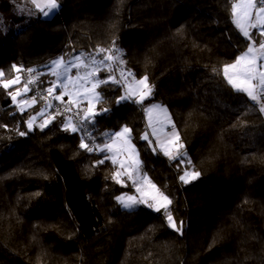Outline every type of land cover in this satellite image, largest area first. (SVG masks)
<instances>
[{
    "label": "trees",
    "instance_id": "1",
    "mask_svg": "<svg viewBox=\"0 0 264 264\" xmlns=\"http://www.w3.org/2000/svg\"><path fill=\"white\" fill-rule=\"evenodd\" d=\"M235 1L58 0L45 17L31 0H0V81L21 73L18 86L32 76L31 94L45 91L54 60L81 54L99 62L101 48L125 62L108 61L117 79L129 71L148 76L152 93L142 104L117 103L122 83L98 87L95 126L84 122L91 139L83 142L104 144L131 128L145 172L172 197L177 226L183 221L181 234L165 210L126 208L117 198L134 193L133 182L116 177L119 166L107 153L79 147L85 133L64 130L69 117L75 122L70 113L29 130L39 106L20 111L9 95L17 85L0 87V264H264V135L237 148L196 81L264 41L257 28L251 41L243 35ZM109 74L101 67L99 78ZM154 103L169 109L186 155L170 158L142 139L145 109ZM262 119L260 112L244 117ZM185 170L200 176L186 184L179 180Z\"/></svg>",
    "mask_w": 264,
    "mask_h": 264
},
{
    "label": "snow or ice",
    "instance_id": "2",
    "mask_svg": "<svg viewBox=\"0 0 264 264\" xmlns=\"http://www.w3.org/2000/svg\"><path fill=\"white\" fill-rule=\"evenodd\" d=\"M31 3L34 5L36 9L39 10L40 13L43 14V16L47 17L50 14H53L56 10L59 8L58 0H31ZM261 6L257 9V15H256V23H249L250 27H257L260 29L259 34L264 36V23L260 22V14H264V0H260ZM256 8L255 0H238V2L234 3L232 5V13L235 22L238 24V26L241 27L243 30V35L245 37H248V39L251 41V36L249 35V32L247 29L244 28L243 24L241 23V20H252V12L251 9ZM115 43V42H113ZM255 41H252L247 50L236 58L234 63L225 65L223 68V74L228 79V83L232 85V87L238 91L245 93L252 101L259 102L261 100V97H264V41H261L259 44V47L257 48L255 46ZM116 52H119V49H115ZM100 53H106V55H102L99 62L96 61L95 57H90L91 62L93 65L99 64L100 67H92L91 70H87L89 68V65L84 63L82 57L77 56L71 60H68L65 62L64 57H59L57 60L52 62L53 70L51 74L56 77L55 80L50 82V85L48 88L45 89V96H42L41 99L48 101V98L51 97L55 101H59L61 103H67L69 107H66L64 109L65 112H71L73 108L72 105H75L77 108L76 115L79 117V126L74 124L72 122V118L69 117L67 123L64 125L65 131H71V132H78L82 131L85 134L81 137V144L79 145L80 148L87 149L88 151H93L95 149L89 147L88 144L84 143L83 141L85 139H91V134L87 132L86 125L84 124V121H88L90 124L94 125L95 116L98 114L94 108L92 107V100L88 99L89 96L92 97V99H95L99 102L100 94L95 91L97 87H99L101 84H107L109 82L114 84H121L122 80L127 81V77L124 76V73L121 72V78L117 79V77L112 73V66L110 64H107L108 61H118L119 64L125 63L120 57L113 55L112 49H99L98 54ZM63 66L64 70L63 72L58 71L59 68ZM101 67L109 72L110 74L104 78H99V72L101 70ZM13 68L19 72L20 69L16 68L14 65ZM75 68L77 70L75 76L71 75L72 69ZM84 68L86 71H84L83 74H81L80 69ZM233 70L231 74H229V70ZM29 72L35 71L34 69H29ZM133 74L129 71L128 76H132ZM4 76V72L0 70V77ZM75 82H80V88L83 89L80 96L77 99L70 98L68 101H64V96L69 95L72 96V93L68 92V86L69 84H74ZM20 83L19 76L15 77L14 79H8L0 81V87H3L4 89H8L12 87L14 84ZM35 83V80H29L26 83H24L23 88H17L15 89L14 93H9L10 96H12L13 100H16V95H24L28 93L31 89L29 88V84ZM134 84L136 85L135 88L129 86L125 88V94L121 95L119 97L120 101H127L132 100L134 103H143V101L152 93L153 86L149 84L148 82V76L144 75L139 80H134ZM59 87L61 89L60 94H55L56 89ZM90 88V90H89ZM78 100H87L88 107H85L81 109L79 107ZM37 103L36 97L33 96L29 99H24L20 101V111H24L23 105H27L28 107H31ZM48 107L51 108L52 104L48 103ZM159 106L154 105L153 108H158ZM260 110L264 111V103L260 104ZM102 112H106L107 109H101ZM151 112V109L149 110ZM61 114L59 110L57 109L55 114H52L49 118H46L43 123H41L39 126L41 128L45 127L47 123L50 122L51 119L55 118V115ZM40 115L43 116L44 112L41 111ZM36 116L33 115L26 123L27 128L29 130L32 129L33 123L36 120ZM6 127V125H4ZM132 129L124 126L120 131L111 133L109 135V139L111 140V143H105L103 148H101L99 145L96 146V149H99L100 151H106V152H112L113 151V145L119 141L120 147L116 148V152L120 151H129L131 150L132 155H138L135 153L134 145L131 144L132 140ZM20 135H25V132H20ZM155 134V132L153 133ZM115 137V139H113ZM174 137V139H173ZM142 139L148 140V133L146 132ZM180 137L179 134L174 131V125H173V131L171 136L167 138V142L169 144H174L176 147V155L184 156L186 153H180L179 149H182L184 145L182 143H179ZM165 155H169L170 158H175L173 154L169 151H165ZM107 158V157H106ZM113 162L116 163L114 157H112ZM100 163H103V160L100 161ZM181 163H183V160H181ZM191 163V161H189ZM133 164L136 165L138 168L139 161L135 160L133 161ZM121 168L124 167L123 164L120 165ZM129 167H132V165H129ZM135 170V169H134ZM125 174L128 175L129 179H132V174L130 172H125ZM116 177L118 178L121 173L118 171L115 173ZM200 176L199 171L195 170H185L183 175L179 176V180H181L184 183H190L191 180H194ZM118 182H120L118 180ZM133 183H136L135 180H133ZM150 183V181H148ZM153 188H156L154 184L151 185ZM140 189L137 188V191ZM157 194L152 196L153 201L156 202V204H159V207L156 208L157 211L160 210V208H164L165 215L168 220L169 226L175 229L177 232H181L182 234V228H183V221H180L179 227L177 226V223L175 219L173 218L171 211L169 210L168 206L172 203V201L169 199L167 195L164 194V192L160 191L159 189L156 190ZM125 207H131L134 203H147L146 200H139L137 201V198L135 196H128L125 198L124 196L117 198ZM155 204H149V207H154Z\"/></svg>",
    "mask_w": 264,
    "mask_h": 264
},
{
    "label": "rangeland",
    "instance_id": "3",
    "mask_svg": "<svg viewBox=\"0 0 264 264\" xmlns=\"http://www.w3.org/2000/svg\"><path fill=\"white\" fill-rule=\"evenodd\" d=\"M259 1L260 0H255V3H256V8L255 9H258L261 6L259 4ZM236 2H238V0H236L235 3ZM255 9H251V12L255 11ZM256 22H257L256 18H253L252 23H256ZM241 23L243 24L244 28H246L247 20H241ZM77 56L82 57L84 63L89 65V68L87 70H91L92 67H100L98 63H97V65H93L92 62H91V59H87L81 54L74 55L73 57H71L69 59H65L64 58L65 62H67L68 60H71V59H73V58H75ZM107 64H110V63L107 62ZM52 70H53V66H52ZM63 70H64L63 66H61V68L58 69V71H60V72H63ZM84 71H86V69H84V68L80 69L81 74H83ZM76 72H77V70L75 68H73L72 71H71V75L75 76ZM17 76H19L20 83H21V81L23 79L21 73H18L15 77H17ZM15 77H13L11 79H14ZM125 77H127V81H123L122 80V82H121L123 84L122 95L125 94V88H127L129 86L135 88L136 85L134 84V80H139L140 79V78H135L133 81H129L128 73L125 75ZM30 78H31V80H35L34 78H32V76H30ZM55 79H56V77L53 76V80H55ZM196 81H198L197 78H196ZM20 83H18V84H20ZM18 84H14V85H17L16 89L17 88H21L22 89L24 84L20 85V86H18ZM28 86H29L30 89L32 88L31 84H29ZM89 90H90V88H89ZM31 91L32 90H30L28 93H26L24 95H16L15 103L17 104L18 108L20 109V107H21L20 101H22L24 99H29L30 100V98L33 97V96L36 97L37 103H35L31 107H28L27 105H23L24 110L32 108L34 106H39V111L34 114L37 117L35 122L33 123V127H34V126H39L41 123L44 122V120L46 118H49L51 116V109L52 108L48 107V103H51L52 106H55V104H58L57 103L58 101H55L51 97L48 98V101H44L43 99H41L42 95H40V94L37 95V93L31 94ZM37 91H38V89H36L35 92H37ZM60 91H61V89L59 87H57L55 94H60ZM82 91H83V89L80 88V82H75L74 84H69L68 92L72 93V96L70 97L69 95H65L64 99L66 97H68V100L70 98L77 99L80 96ZM95 91L98 92V87L95 89ZM88 99H91L92 102H94V104H95L96 100L92 99L91 96H89ZM68 100L66 99V101H68ZM78 103H79V107H81V109H83L82 107H88L89 106L87 100H78ZM65 105H68V104L66 103ZM82 105H84V106H82ZM154 105L159 106V107L158 108H153ZM74 106L75 105H73V107ZM150 109H151V112H149ZM74 110H75V108H74ZM41 111L44 112L43 116L40 115ZM75 112H76V110H75ZM145 118H146V124H147L146 132L148 133V141L151 144V146L156 148V149H160L164 154H165V151H169V152H171L173 154V156H175L176 155V147H175V145L174 144H169L167 142V138H164V136H166V134L169 133V131H170L169 130V126L173 125L172 115H171L169 109L167 108V106H165L163 104H160V103L150 104L145 109ZM84 122H86V121H84ZM259 122H262V121H259ZM74 123L79 125L78 124V120H75ZM243 124L240 123V124L236 125L235 127H233L232 128L233 130L231 131V133H233V134L223 132V136L226 139L231 140V142L239 149H241V148L243 149V145L245 144L244 143L245 142V139H244L245 130L243 128L244 127ZM251 124L255 125V123H251ZM47 125H48V123H47ZM154 132H155V134H153ZM229 134L231 136H235L236 138L232 137L230 139V137H229L230 135ZM173 139H174V137H173ZM131 144L134 145L135 153H137L138 155H131V156L128 155V157H127L122 151H120V152H115L113 157L115 158V160L117 161L116 163L119 166V172L121 173L120 177L124 178V177L127 176V178L129 179L128 175L125 174V172H130L132 174V179H130V180L132 182H133V180L136 181V183H133L134 193L126 194V195H124V197L127 198L128 196H135L137 198V201L143 199V200H146L147 203H139V202H137V203L132 204L131 207H126V208L134 209V208H138V207H141V206H145V207H148L150 209L156 210V208L159 207V204H156V202L153 201L152 196L157 194V192H156L157 189H159L160 191L164 192V194L167 195L171 201H172V197L167 192H165L163 189H161L150 178V176L147 174V172H145V169L143 168V165H142V159H141L139 153L137 152V148H136V145L133 142V140H131ZM92 146H93V143L90 144V147H92ZM167 156H169V155H167ZM135 160L139 161L138 168L136 167L135 164H133V161H135ZM121 164L124 165L123 168L120 167ZM129 165H132V167H129ZM148 181H150V183H148ZM152 184H154L156 186V188H153L151 186ZM137 188H139L140 190L137 191ZM149 204H155V206L154 207H149ZM171 205H172V203L168 206L169 209H170ZM160 210H164V208H160Z\"/></svg>",
    "mask_w": 264,
    "mask_h": 264
},
{
    "label": "crops",
    "instance_id": "4",
    "mask_svg": "<svg viewBox=\"0 0 264 264\" xmlns=\"http://www.w3.org/2000/svg\"><path fill=\"white\" fill-rule=\"evenodd\" d=\"M259 4H260V1H259ZM53 14H50L47 17H51ZM256 15H257V9H255V11L252 12V20L247 21V25L245 29H247L249 33L253 28H257V27L249 26V23L250 22L252 23L253 18H256ZM260 17H261L260 22L264 23V14H260ZM243 53H241L240 55H242ZM234 62H231V63H234ZM49 71L52 72V66ZM232 71L233 70L230 69L229 74H231ZM197 79H198L197 81L198 84L204 88V90L210 95L213 101V110H214L215 115L218 118L221 131L233 134L231 133V131L233 130L232 128L240 123L242 124L244 123L243 128L245 130V137H244L245 144L243 145V147L245 146L247 147V149L254 147L256 143H258L260 138L264 135V118L261 120L262 122L256 123V122L246 121L244 120V117L246 115H250V114L258 113V112H260L262 114V117H264V112L260 110V104L264 103L263 98L261 97V100L259 102L252 101L245 93L236 91L232 87V85L228 83L227 77H225V75L223 74V69L220 72H213L211 70H206L203 73L199 74L197 76ZM66 99L68 100V97H66ZM94 105H95L94 102H92L93 108H94ZM82 108H85V107H82ZM251 123H255V125ZM169 130H170L169 133H167L166 136H164V138H168L169 136H171L173 127L169 126ZM174 131L179 134L176 128H174ZM229 137L230 139L232 137L236 138L235 136H231V135ZM113 139H115V137H113ZM105 143H111V140L109 139ZM104 144H99V146L103 148ZM118 147H120L119 141H117V143L113 145L112 152H106V151H101V152L107 153L112 158L114 153L116 152L115 149ZM122 152L127 157L128 155L129 156L132 155L131 150L122 151Z\"/></svg>",
    "mask_w": 264,
    "mask_h": 264
},
{
    "label": "built area",
    "instance_id": "5",
    "mask_svg": "<svg viewBox=\"0 0 264 264\" xmlns=\"http://www.w3.org/2000/svg\"><path fill=\"white\" fill-rule=\"evenodd\" d=\"M132 74H133V73H132ZM135 78H136L135 74H133L132 76H128L129 81H133ZM38 94H40V95H42V96H45V95H46L45 91L42 90V89H38V91H37V95H38ZM53 107H54L56 110L58 109L59 111L65 112L64 109H65L66 107H69V105H65V106L63 105V107H61L60 105L55 104V106H53ZM71 107L73 108V110H72L71 112H65V113H70V114L73 116L74 120H78V121H79V117H77L76 112H75V110H76L75 106L73 107V105H72ZM74 108H75V110H74ZM76 111H77V110H76ZM96 146H97V144L94 143V144H93V148H96Z\"/></svg>",
    "mask_w": 264,
    "mask_h": 264
}]
</instances>
